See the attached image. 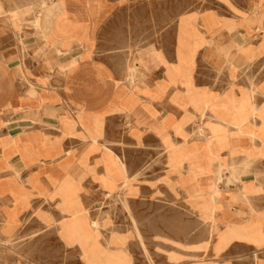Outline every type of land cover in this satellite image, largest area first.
<instances>
[{"label": "crops", "instance_id": "0c3cea01", "mask_svg": "<svg viewBox=\"0 0 264 264\" xmlns=\"http://www.w3.org/2000/svg\"><path fill=\"white\" fill-rule=\"evenodd\" d=\"M172 1L57 0L38 26L37 16L23 11L22 18L0 16L3 213L15 197L16 171L26 177L36 170L38 187L57 186V209L47 210L57 219L61 203L88 208L102 198V186L120 180L123 186L137 175L108 148L111 140H123L165 153L163 181L176 208L207 225L208 239L197 247L210 251L208 264H264V0H177L176 19ZM130 5L161 20L165 32L137 52L126 77L124 63L95 54L101 25ZM175 67L191 74L194 84L175 83ZM194 117L203 123L196 139L189 138ZM105 145L119 161L112 169L98 162ZM257 159L261 177L244 171ZM219 165L226 169L217 186ZM224 179L233 184L221 186ZM134 186L142 196L141 183ZM84 246L94 249L89 238Z\"/></svg>", "mask_w": 264, "mask_h": 264}, {"label": "rangeland", "instance_id": "374dc122", "mask_svg": "<svg viewBox=\"0 0 264 264\" xmlns=\"http://www.w3.org/2000/svg\"><path fill=\"white\" fill-rule=\"evenodd\" d=\"M42 1L0 0V16L9 14L22 18L23 15L18 11H23L32 19L38 15ZM253 1L248 0L249 3ZM172 2L176 19L180 4L177 0ZM51 3L56 4L57 0ZM139 9L130 5L126 10L116 11L101 25L97 39L95 56L109 58L116 66L124 63L126 77L129 67L136 62L137 52L150 45L149 39H160V35L165 32V27L160 26L161 20L143 17L144 12ZM30 26L34 27L33 22ZM174 73L175 83L181 84L187 80L194 84L192 75L183 68L175 67ZM220 74V77H224L223 73ZM238 78L241 81L242 76ZM217 81L223 82L224 79ZM226 93L227 96L231 94L229 91ZM196 117L190 125L189 137L193 139L202 134L201 120ZM108 146L123 159L128 168H135L137 175L125 187L121 185V180L117 186L101 185L104 188L102 198L88 208L80 204L77 210H71L61 203L63 216L60 219L47 211H52L54 204L57 209V186L47 182L45 187H38L36 177L39 173L36 170L26 177L21 172L11 173L18 187L11 190L15 197L10 203L12 206L6 207V213H3L5 206L0 202V264H208L212 258L210 251L197 247L201 239H208L207 225L193 215H183L176 208L177 202L163 181L165 153L149 146L135 149L123 140H111ZM102 151L98 162L110 169L118 166L119 161L114 159V155L108 154L107 146ZM49 155L54 158L57 152ZM34 158L32 154L29 155V163ZM260 162V159L252 161L244 171L261 177L262 171L256 169ZM45 165H53V162ZM129 173L133 171L129 170ZM223 182V187V184H233L228 179ZM134 183L143 186L142 196ZM150 186L154 189L151 194ZM89 189L95 194L99 186L94 185ZM35 195L41 196L47 204L35 203ZM93 221L97 222L94 226ZM136 227L141 237L137 235ZM88 238L94 243V253L90 258L84 246ZM98 253H102V257Z\"/></svg>", "mask_w": 264, "mask_h": 264}, {"label": "bare ground", "instance_id": "6f19581e", "mask_svg": "<svg viewBox=\"0 0 264 264\" xmlns=\"http://www.w3.org/2000/svg\"><path fill=\"white\" fill-rule=\"evenodd\" d=\"M51 1L52 0H43L42 2H41V5H40V10H38L39 11V13H38V15H37V17L35 18V25L36 26H38L39 25V22H40V19H41V17H42V14H43V11H44V9L45 8H47V6L51 3ZM255 6V5H254ZM39 9V8H38ZM47 11V10H46ZM34 21V20H33ZM19 23H21V22H19ZM67 39V38H66ZM65 40V39H64ZM20 46H21V44H20ZM58 49V48H57ZM23 50V49H22ZM233 51V50H232ZM132 68V67H131ZM130 69V68H129ZM139 70V69H138ZM87 73V72H86ZM135 73V72H134ZM183 73V72H182ZM134 75V74H133ZM137 75V74H136ZM140 77V76H139ZM132 80V79H131ZM135 82V81H134ZM137 83V82H136ZM140 85V84H139ZM134 87V86H133ZM131 88V87H130ZM133 89V88H132ZM94 90V89H93ZM100 91V90H99ZM181 91V90H180ZM111 94V93H110ZM226 94V93H225ZM98 95V94H97ZM109 98V97H108ZM84 99V98H83ZM232 100V99H231ZM231 100H228V101H231ZM97 102V101H96ZM230 103V102H229ZM228 103V104H229ZM93 104V103H92ZM95 104V103H94ZM227 104V103H226ZM90 105V104H89ZM233 105V104H232ZM227 106V105H226ZM256 105H254V107H255ZM225 107V106H224ZM260 109V108H259ZM259 109H258V111H259ZM260 111H261V113H262V109H260ZM256 116V115H255ZM221 120V119H220ZM164 121H166V120H164ZM167 121H168V118H167ZM223 121V120H222ZM200 122V121H199ZM202 123V122H201ZM203 124V123H202ZM201 124V125H202ZM177 126V125H176ZM226 126V125H225ZM238 126V125H237ZM178 127V126H177ZM246 128V127H245ZM202 129V128H201ZM244 130V129H243ZM202 131V130H201ZM229 131V130H228ZM208 132V131H207ZM210 133V132H209ZM206 134V133H205ZM228 135V134H227ZM192 137V136H191ZM253 137V136H252ZM255 137V136H254ZM190 138V137H189ZM95 139V138H94ZM93 140V139H92ZM213 142V141H212ZM215 142V141H214ZM115 144V143H114ZM106 146V145H105ZM177 146V145H176ZM111 149V148H110ZM216 150H217V147H216ZM109 151V150H108ZM111 151V150H110ZM35 152V151H34ZM202 152H203V150H202ZM201 152V153H202ZM206 152V151H205ZM214 152V151H213ZM112 153V152H111ZM114 153V152H113ZM247 153V152H246ZM25 154V153H24ZM23 154V155H24ZM31 154V153H30ZM256 154H258L259 155V153H256ZM26 155H28V153H26ZM116 155V154H115ZM203 155H206L205 153L203 154ZM245 155V154H244ZM226 156H228V155H226ZM117 157V156H116ZM229 157H230V153H229ZM247 157V156H246ZM118 158V157H117ZM232 158V157H231ZM227 159V158H226ZM230 159V158H229ZM242 159V158H241ZM243 159H244V157H243ZM251 160H252V158H250ZM249 159V160H250ZM122 160V159H121ZM217 160H218V158H217ZM228 160V159H227ZM232 160V159H231ZM234 160V159H233ZM224 161V160H223ZM234 161H236V158H235V160ZM88 162V161H87ZM121 162V165L123 166V167H125V164H124V162L123 161H120ZM229 162V161H228ZM227 162V163H228ZM226 163V164H227ZM235 163V162H234ZM216 165V164H215ZM7 166V165H6ZM228 166H229V164H228ZM7 168V167H6ZM225 169L226 168H224V166L223 165H219V167H218V169L216 170V173H215V176H216V185H217V183H220L222 180H223V173H224V171H225ZM227 169H230L229 167H227ZM233 169V171H232V173H235V171H236V168H232ZM126 170V169H125ZM239 170V169H238ZM17 173H18V171H17ZM85 173V172H84ZM97 174V173H96ZM84 175V174H83ZM129 175V174H128ZM16 176H18V175H16ZM139 176V175H138ZM83 177V176H82ZM94 177V176H93ZM96 177V176H95ZM109 177V176H108ZM211 177H213V176H211ZM81 178V177H80ZM121 178H122V176H121ZM133 178V177H132ZM23 179V178H22ZM98 179V178H97ZM129 181H130V177L129 176H127L126 178H125V180H124V182H123V186L125 187V186H127L128 185V183H129ZM212 181V180H211ZM21 182V181H20ZM258 182V181H257ZM39 183V182H38ZM131 183V182H130ZM129 183V184H130ZM135 184V183H134ZM193 184H196V183H193ZM4 185V184H3ZM199 185V184H198ZM261 185H262V183H261ZM218 186V185H217ZM263 186V185H262ZM27 187V186H26ZM130 187V186H129ZM220 187V186H219ZM28 188V187H27ZM41 188V187H40ZM136 188V187H135ZM201 188V187H200ZM259 188V187H258ZM202 189H204V188H202ZM201 190V189H200ZM206 190V189H205ZM258 190V189H257ZM202 191V190H201ZM32 192H34V191H32ZM28 193V192H27ZM109 193V192H108ZM220 193V192H219ZM244 193H245V191H244ZM131 194H134V193H131ZM200 194V193H199ZM197 195V194H196ZM191 197H192V193H191ZM245 198H246V196H245ZM244 198V199H245ZM196 199H198V198H196ZM202 199V198H201ZM248 199H249V197H248ZM249 201V200H248ZM208 202V201H207ZM27 203V202H26ZM29 203V202H28ZM82 203V202H81ZM192 203V202H191ZM2 204V203H1ZM222 204V203H221ZM30 205H32V204H30ZM50 205V204H49ZM12 206V205H11ZM202 206H204V205H202ZM211 206V205H210ZM217 206V205H216ZM209 207V206H208ZM204 208V207H203ZM210 208V207H209ZM212 208V207H211ZM85 209V208H84ZM217 209V208H216ZM221 209V208H220ZM196 210V209H195ZM201 210H202V207H201ZM210 210V209H209ZM215 212V211H214ZM216 213H217V211H216ZM219 213V212H218ZM1 214V213H0ZM207 216V215H206ZM4 217V216H3ZM68 217V216H67ZM70 217V216H69ZM208 217V216H207ZM206 217V218H207ZM132 218V217H131ZM209 218V217H208ZM207 218V219H208ZM218 218H219V216H218ZM5 219V218H4ZM65 219V218H64ZM216 219V218H215ZM98 220V219H97ZM100 221V220H99ZM133 221H134V218H133ZM221 221V220H220ZM226 221V220H225ZM211 222V221H210ZM217 222H218V220H217ZM51 223V222H50ZM49 223V224H50ZM54 223V222H53ZM225 223V222H224ZM94 224H97V222L96 221H93V226H94ZM134 224V223H133ZM216 224V223H215ZM52 225V224H51ZM11 227V226H10ZM17 229V228H16ZM133 229V228H132ZM13 232H14V230H13ZM136 232H137V235L139 236V237H141V235H140V232H139V230H138V228L136 227ZM209 234H210V232H209ZM116 235V234H115ZM118 235V234H117ZM106 236V235H105ZM98 238V237H97ZM118 238V237H117ZM101 240V239H100ZM110 240V239H109ZM119 240V239H118ZM126 241V240H125ZM125 243V242H124ZM107 245V244H106ZM80 247V246H79ZM109 249H110V247H109ZM108 249V250H109ZM118 250V249H117ZM115 251V250H114ZM113 251V252H114ZM103 252V251H102ZM93 253H94V250H92V251H89V250H87V256L90 258V257H92L93 256ZM116 253V252H115ZM99 255V257H102V253H98ZM107 254H109V253H107ZM127 255V254H126ZM111 256H113V255H111ZM117 256H119V255H117ZM125 258V257H124ZM106 259H107V257H106ZM127 259V258H126ZM109 260V259H108ZM106 261V260H105ZM127 262V261H126ZM130 262H131V260H130ZM129 262V263H130Z\"/></svg>", "mask_w": 264, "mask_h": 264}]
</instances>
